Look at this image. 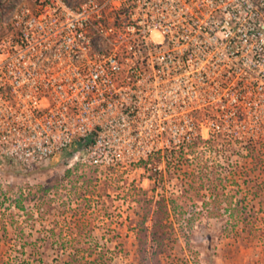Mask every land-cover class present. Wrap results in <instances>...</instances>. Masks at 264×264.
<instances>
[{
  "label": "built area",
  "instance_id": "2783aa9c",
  "mask_svg": "<svg viewBox=\"0 0 264 264\" xmlns=\"http://www.w3.org/2000/svg\"><path fill=\"white\" fill-rule=\"evenodd\" d=\"M0 23V159L264 139V0H0Z\"/></svg>",
  "mask_w": 264,
  "mask_h": 264
},
{
  "label": "rangeland",
  "instance_id": "374dc122",
  "mask_svg": "<svg viewBox=\"0 0 264 264\" xmlns=\"http://www.w3.org/2000/svg\"><path fill=\"white\" fill-rule=\"evenodd\" d=\"M205 126L131 166L1 158L0 264H264V139L211 147Z\"/></svg>",
  "mask_w": 264,
  "mask_h": 264
},
{
  "label": "trees",
  "instance_id": "16d2710c",
  "mask_svg": "<svg viewBox=\"0 0 264 264\" xmlns=\"http://www.w3.org/2000/svg\"><path fill=\"white\" fill-rule=\"evenodd\" d=\"M202 141L208 143L209 146H211V147H216V145L221 143V141H223V140L220 137L217 136V137L205 139V140H202ZM223 142H225V141H223ZM247 142L253 143L254 141L248 140ZM69 173H70V170H67V174H69ZM156 212H157L156 215L158 216V219L159 220L163 219L164 214L161 213V212H158V210ZM146 216H147V214H146ZM154 226H156V224H154ZM86 252H88V254L91 253L90 250H86ZM94 262H95V259H93V260H85L81 264H94Z\"/></svg>",
  "mask_w": 264,
  "mask_h": 264
}]
</instances>
